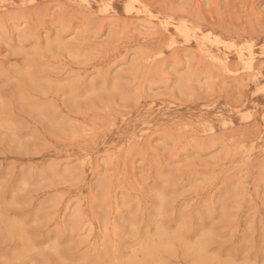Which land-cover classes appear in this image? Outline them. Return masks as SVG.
<instances>
[{
    "label": "rangeland",
    "instance_id": "1",
    "mask_svg": "<svg viewBox=\"0 0 264 264\" xmlns=\"http://www.w3.org/2000/svg\"><path fill=\"white\" fill-rule=\"evenodd\" d=\"M0 264H264V0H0Z\"/></svg>",
    "mask_w": 264,
    "mask_h": 264
},
{
    "label": "bare ground",
    "instance_id": "2",
    "mask_svg": "<svg viewBox=\"0 0 264 264\" xmlns=\"http://www.w3.org/2000/svg\"><path fill=\"white\" fill-rule=\"evenodd\" d=\"M234 44H235V42H234ZM233 46V45H232ZM235 46V45H234ZM233 46V47H234ZM242 60L244 61V63L248 66V67H252V65H253V60H254V55H253V53H251L250 54V56L249 57H247V58H242Z\"/></svg>",
    "mask_w": 264,
    "mask_h": 264
}]
</instances>
